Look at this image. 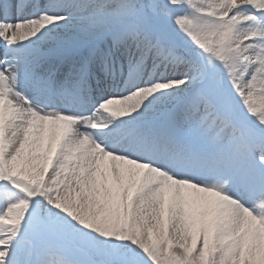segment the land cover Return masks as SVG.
<instances>
[{
    "label": "snow or ice",
    "instance_id": "snow-or-ice-1",
    "mask_svg": "<svg viewBox=\"0 0 264 264\" xmlns=\"http://www.w3.org/2000/svg\"><path fill=\"white\" fill-rule=\"evenodd\" d=\"M0 264H264V0H0Z\"/></svg>",
    "mask_w": 264,
    "mask_h": 264
}]
</instances>
